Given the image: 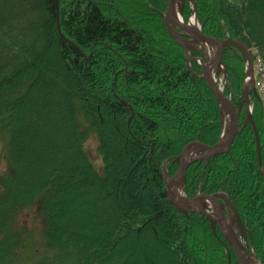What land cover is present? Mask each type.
I'll list each match as a JSON object with an SVG mask.
<instances>
[{
    "label": "trees",
    "instance_id": "1",
    "mask_svg": "<svg viewBox=\"0 0 264 264\" xmlns=\"http://www.w3.org/2000/svg\"><path fill=\"white\" fill-rule=\"evenodd\" d=\"M203 32L242 43L264 61V0H194ZM168 0H0V264H14L18 212L41 201L39 264H238L223 232L167 195L176 158L192 142L216 145L221 108L169 34ZM186 0L183 16H193ZM201 55L193 51L192 56ZM225 95L243 101L247 61L225 47ZM191 67V69H190ZM231 148L192 164L188 197L225 193L249 253L264 264V99ZM248 118L240 111V124ZM96 135L104 174L85 150ZM223 210H228L221 199ZM152 243L156 244L152 246Z\"/></svg>",
    "mask_w": 264,
    "mask_h": 264
},
{
    "label": "water",
    "instance_id": "2",
    "mask_svg": "<svg viewBox=\"0 0 264 264\" xmlns=\"http://www.w3.org/2000/svg\"><path fill=\"white\" fill-rule=\"evenodd\" d=\"M186 0H168L167 11L164 14L165 24L171 37L182 47L187 56L188 64L200 63L202 65L201 77L207 82L209 88L214 94L222 112L223 123L225 124V116L228 115L230 122L225 127L220 141L214 145H206L201 142H192L187 144L176 161L179 163L178 171L169 179L165 176L167 184V195L170 203L175 206L180 212L186 214L190 212H198L204 215L212 224L213 229L218 225L223 232L229 246L237 259L238 264H253L249 257L248 249L238 234V229L245 230L242 220L236 208L233 206L229 196L225 193L217 194H201L190 198L185 191L186 176L189 167L199 160L207 162L215 156L227 152L237 135L248 124V121L243 127L240 125V110L246 105H250L249 88L250 82L244 88V100L235 104L232 96H226L223 89L217 85L215 79V71H224L227 81L228 72L223 63L222 56L226 46L233 45L237 47L248 61V69L251 76V82L254 80V63L250 51L239 41L236 40H221L211 37L203 32V26L197 15L196 3L194 2V16L198 20V27L186 23L183 15L182 20L175 17L177 4L181 3L183 10ZM194 1V0H191ZM191 21V20H190ZM215 46L216 49H212ZM200 51L201 57H192V51ZM191 69V67H190ZM249 121L255 128V133L258 143V158L259 165L262 168L261 160V143L259 133L253 122L252 115H249ZM226 125V124H225ZM183 189L182 193L178 192L179 188ZM220 199L224 200L229 211V215L224 212Z\"/></svg>",
    "mask_w": 264,
    "mask_h": 264
},
{
    "label": "rangeland",
    "instance_id": "3",
    "mask_svg": "<svg viewBox=\"0 0 264 264\" xmlns=\"http://www.w3.org/2000/svg\"><path fill=\"white\" fill-rule=\"evenodd\" d=\"M212 49L215 50L216 47L212 46ZM216 74L219 86L225 89L226 79L224 73L217 71ZM7 142V136L0 134V176L6 170L5 149ZM85 150L90 157L93 168L98 172L99 175H103L104 163L99 152V141L96 135L88 136V139L85 142ZM164 173L168 179L171 177L166 168ZM40 205L41 201L39 199L31 207L18 212L14 223L9 228L8 234L14 232L22 234L21 237L23 242L21 244L24 247L21 248L18 256H16L14 264H39L40 260L45 257L46 244L43 238L44 221ZM155 245V243H152V246ZM247 258L253 259V261L261 264L254 254L249 255Z\"/></svg>",
    "mask_w": 264,
    "mask_h": 264
},
{
    "label": "bare ground",
    "instance_id": "4",
    "mask_svg": "<svg viewBox=\"0 0 264 264\" xmlns=\"http://www.w3.org/2000/svg\"><path fill=\"white\" fill-rule=\"evenodd\" d=\"M175 17H176L178 20H182V12H181V7H180L179 4H177V7H176ZM190 24H191L192 26H195V27H198V26H199V24H198V20H197L196 17H193V18L191 19ZM229 122H230L229 116L226 115V116H225V124H226V126L229 125ZM178 192H179V193H182V192H183V189L180 187V188L178 189ZM251 261H252L253 264H258L256 261H253V259H251Z\"/></svg>",
    "mask_w": 264,
    "mask_h": 264
},
{
    "label": "built area",
    "instance_id": "5",
    "mask_svg": "<svg viewBox=\"0 0 264 264\" xmlns=\"http://www.w3.org/2000/svg\"><path fill=\"white\" fill-rule=\"evenodd\" d=\"M257 84L256 87L264 95V66L260 59L256 63Z\"/></svg>",
    "mask_w": 264,
    "mask_h": 264
}]
</instances>
